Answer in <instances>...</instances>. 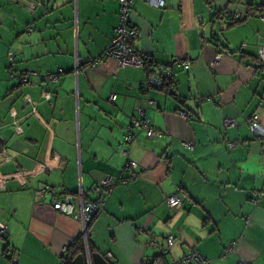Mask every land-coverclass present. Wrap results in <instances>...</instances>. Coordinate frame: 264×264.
Returning a JSON list of instances; mask_svg holds the SVG:
<instances>
[{"label": "crops", "instance_id": "1", "mask_svg": "<svg viewBox=\"0 0 264 264\" xmlns=\"http://www.w3.org/2000/svg\"><path fill=\"white\" fill-rule=\"evenodd\" d=\"M21 1L0 0V146L10 157L0 152V264H10L6 248L17 264H60L62 249L82 235L79 192L95 198L92 187L128 160L138 176L116 185L87 227V243L110 264L157 257L168 234L176 240L167 262L194 247L210 264H264V138L249 124L257 113L264 125L256 60L264 0H164L159 8L133 0L135 45L146 62H191L175 70L172 92L147 93L144 67L91 63L114 35L118 0H31L40 2L33 11ZM235 14L244 17L236 22ZM25 69L36 74L21 83ZM44 91L51 99L31 114L25 97ZM13 108L21 134L4 125ZM138 108L162 138L141 131L124 141ZM65 192L74 216L52 208ZM176 192L181 205L171 209L165 197Z\"/></svg>", "mask_w": 264, "mask_h": 264}, {"label": "built area", "instance_id": "2", "mask_svg": "<svg viewBox=\"0 0 264 264\" xmlns=\"http://www.w3.org/2000/svg\"><path fill=\"white\" fill-rule=\"evenodd\" d=\"M119 1V10H118V23L114 27V35L110 40L109 44L103 50L99 58L94 59L91 63L92 65L99 64L102 59H113L118 68H124L126 66H137L144 67L146 66V56L144 53L137 49L135 45V40L139 36V31L131 21V11L133 0H118ZM149 6L159 8L163 5L164 0H144ZM26 9L33 11L40 2H33L31 0H22L20 2ZM244 16L241 14H235L232 16L233 21L242 19ZM262 20H264V14H260ZM9 62H14V56L12 52L8 53ZM219 58V55H216V59ZM256 60L258 63L264 67V43L260 44L256 53ZM191 67V62L188 59H174L167 64H153L148 67L146 71V76L141 84V92H145L151 88L157 90H166L172 92L174 89V72L176 69L188 70ZM36 72L30 69L21 70L18 72L19 82H26L31 76L35 75ZM51 79H56L57 76L49 75ZM26 101L31 105L30 113L33 114L36 110L37 105L40 102H44L51 99L49 91H44L42 97L39 100H32L29 96L25 97ZM111 100L115 99V95H111ZM151 104H154L153 101H150ZM139 117L132 118L126 133L123 135L125 142L130 143L136 139V137L141 133L145 132V136L148 138H162L164 132L154 128L149 118L144 115V111L141 108L137 109ZM9 121L5 122L4 125L11 126L16 133H22L23 129L20 124V121L23 117L18 115L17 111L13 108L9 110ZM182 117L190 118L186 112L181 111L179 113ZM232 122L231 119H225L224 125H229ZM250 128L254 132L257 138H264V125L260 122L259 115L254 113L249 121ZM2 141V138H0ZM180 144L191 150L194 147V144L190 141H180ZM0 152L6 162L10 160V157L7 154L6 148L0 146ZM137 164L135 161L128 160L124 163L121 171L118 175H106L101 178L99 182L92 187V190L95 192L96 197L92 199H84L83 193L79 192V218L82 224V235L84 245H87V227L89 222L99 213L104 211L105 203L110 195L112 189L118 184H125L132 178L138 176V173H135ZM125 173H129L128 176H124ZM182 197L176 192L165 197V202L167 206L171 209L179 208L181 205ZM256 203V201H253ZM52 208L54 210L60 211L68 216H74L73 209L74 205L72 203V195L68 192L63 193L62 198H58L54 195ZM5 232V227L3 224L0 225V237H3ZM175 237L171 234H168L165 237V246H158L159 255L154 258L152 264H210L209 260L202 256L198 250L194 247H190L188 251L179 259H174L170 262L163 260L164 255L175 243ZM149 245L157 246V242L151 241ZM66 248L62 249L65 253ZM229 251L232 250V246L228 248ZM3 256L5 259H10V264H17L16 259H12V252L9 248L3 250ZM64 256V254H63ZM62 264V260L60 262ZM239 264H248L247 262L241 260Z\"/></svg>", "mask_w": 264, "mask_h": 264}, {"label": "trees", "instance_id": "3", "mask_svg": "<svg viewBox=\"0 0 264 264\" xmlns=\"http://www.w3.org/2000/svg\"><path fill=\"white\" fill-rule=\"evenodd\" d=\"M237 22V21H236ZM150 65H153L152 63H150V62H147L146 63V66H145V71H148V67L150 66ZM146 76V75H145ZM93 220V219H92ZM91 220V221H92ZM90 221V222H91ZM90 222H89V224H90ZM89 224H88V226H89ZM4 237V236H3ZM2 238V237H1ZM88 241V240H87ZM88 245H87V248H88V250H89V252L91 253V252H95L94 250H93V248L90 246V244H89V242L87 243ZM84 253H85V247H84V242H83V239L81 238V236H78L77 238H76V240L74 241V242H72V244H70L67 248H66V250H65V253H64V256H62L61 258H62V264H71V261H72V259L76 256V255H78V254H82V255H84ZM101 254V253H100ZM102 255V254H101ZM103 256L106 258V260H108L107 259V257H106V255H104L103 254ZM153 260H154V258H152V259H149V258H147V259H145L144 261H143V263L142 264H152V262H153ZM163 260H165V258L163 257ZM109 261V260H108Z\"/></svg>", "mask_w": 264, "mask_h": 264}, {"label": "water", "instance_id": "4", "mask_svg": "<svg viewBox=\"0 0 264 264\" xmlns=\"http://www.w3.org/2000/svg\"><path fill=\"white\" fill-rule=\"evenodd\" d=\"M150 90L166 91V90H157L155 88H151V89H149L145 92H142V93H147ZM87 245H84V247H85L84 255H82V254L76 255L72 259L71 264H110V262L108 260H106V258L103 255H101L99 252L95 251V252L90 253L88 248H87Z\"/></svg>", "mask_w": 264, "mask_h": 264}, {"label": "rangeland", "instance_id": "5", "mask_svg": "<svg viewBox=\"0 0 264 264\" xmlns=\"http://www.w3.org/2000/svg\"><path fill=\"white\" fill-rule=\"evenodd\" d=\"M24 7V6H23Z\"/></svg>", "mask_w": 264, "mask_h": 264}]
</instances>
